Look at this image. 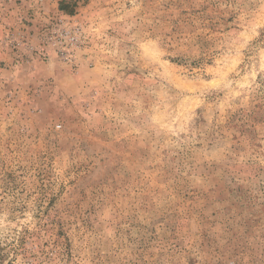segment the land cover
I'll return each mask as SVG.
<instances>
[{"label": "rangeland", "instance_id": "374dc122", "mask_svg": "<svg viewBox=\"0 0 264 264\" xmlns=\"http://www.w3.org/2000/svg\"><path fill=\"white\" fill-rule=\"evenodd\" d=\"M0 264H264V0H0Z\"/></svg>", "mask_w": 264, "mask_h": 264}]
</instances>
